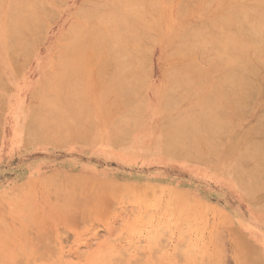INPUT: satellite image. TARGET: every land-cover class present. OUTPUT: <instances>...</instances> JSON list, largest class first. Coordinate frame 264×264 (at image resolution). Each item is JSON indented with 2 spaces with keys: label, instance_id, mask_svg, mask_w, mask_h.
<instances>
[{
  "label": "bare ground",
  "instance_id": "obj_1",
  "mask_svg": "<svg viewBox=\"0 0 264 264\" xmlns=\"http://www.w3.org/2000/svg\"><path fill=\"white\" fill-rule=\"evenodd\" d=\"M54 2L59 0H0V102L1 74L19 58L32 57L33 40ZM78 10L38 61L37 82L19 89L17 139L129 142L131 147L119 152L138 156L148 139L136 131H155L158 154L212 166L254 195L264 192V0H178L167 2L161 13H153L152 0H82ZM159 46L163 75L150 102L149 56ZM258 105L260 116L247 123L246 113ZM147 188L140 189L143 197ZM172 198L167 205H174ZM189 203L182 201L179 210L194 213ZM200 235L188 241L189 248L205 254ZM216 236L212 239L219 242ZM242 246L245 264H264L257 249ZM108 259L98 256L89 264H108Z\"/></svg>",
  "mask_w": 264,
  "mask_h": 264
},
{
  "label": "rangeland",
  "instance_id": "obj_2",
  "mask_svg": "<svg viewBox=\"0 0 264 264\" xmlns=\"http://www.w3.org/2000/svg\"><path fill=\"white\" fill-rule=\"evenodd\" d=\"M177 1L152 0L153 13H161L167 2L172 6ZM81 2H54L41 38L39 34L40 39L33 40L32 57L19 58L12 69L1 74L5 95L0 102V264H89L98 256L108 257V264H245L248 257L246 252L243 255L242 244L257 249L264 263V192L254 195L212 166L158 154L157 132L136 131L137 137L148 139L143 156L119 152L131 147L129 142L22 143L17 139L19 89L29 90L37 82L38 61H44ZM161 53L159 46L149 56L151 79L145 94L150 102H154L151 91L163 75ZM262 108L258 105L246 113V122L256 121ZM146 186L149 201L140 192ZM172 197L174 205H167ZM182 201H189L194 213L179 210ZM154 228L159 229L155 232ZM196 233L206 255L189 248L188 241L197 239ZM210 234L219 236V242ZM103 248L105 252L100 250ZM238 248L244 250L242 255ZM216 250V256L211 254Z\"/></svg>",
  "mask_w": 264,
  "mask_h": 264
}]
</instances>
